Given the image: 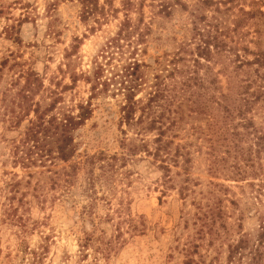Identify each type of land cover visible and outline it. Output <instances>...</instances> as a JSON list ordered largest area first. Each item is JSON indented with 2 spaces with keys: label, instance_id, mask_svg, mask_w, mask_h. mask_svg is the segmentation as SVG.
Listing matches in <instances>:
<instances>
[{
  "label": "rangeland",
  "instance_id": "1",
  "mask_svg": "<svg viewBox=\"0 0 264 264\" xmlns=\"http://www.w3.org/2000/svg\"><path fill=\"white\" fill-rule=\"evenodd\" d=\"M91 1L96 11L83 17L80 0H0V264H29L31 249L41 256L35 264H227L228 245L244 233L254 235L264 214V152L256 157L251 151L245 163L248 151L224 145L227 139L210 128V115L193 108L192 101L201 100L199 82L178 101L165 102L162 95L153 102L168 103L163 116L170 109L175 117L164 138L171 140L169 156L177 162L144 152L120 159L123 142L134 133L120 121L124 99L114 80L90 100V116L72 131L68 160L27 166L15 160L12 140L23 136L35 104L51 101L48 90L61 97L53 113H75L88 100L83 75L96 57L104 75L116 81L126 63H143L136 97L144 100L155 74L177 88L187 75L164 78L173 57H181L175 65L183 69L192 63L197 38L190 13L197 0H181L186 6L172 5L169 14L159 10V0H130V6L127 0ZM125 17L138 30L100 54ZM223 40L252 60L241 48L264 50V21L247 18ZM237 63L233 54L214 55L208 63L216 96L223 92L235 100L237 92L242 97L262 81L255 75L264 73V63ZM204 71L203 63L197 73ZM244 113L264 132V97ZM237 119L235 129L244 132ZM156 133L142 136L151 149ZM248 143L242 138L239 146ZM111 155L119 157L107 164Z\"/></svg>",
  "mask_w": 264,
  "mask_h": 264
},
{
  "label": "trees",
  "instance_id": "2",
  "mask_svg": "<svg viewBox=\"0 0 264 264\" xmlns=\"http://www.w3.org/2000/svg\"><path fill=\"white\" fill-rule=\"evenodd\" d=\"M80 1L83 4V17L92 13L94 9L96 11V3H92L91 0ZM244 3L250 5L251 9L246 10ZM176 4H179L181 7L186 6L181 0H159L158 6L160 11L169 14L170 7ZM130 5V0H127L125 6ZM261 6H264V0H197L195 9L190 13L192 16V29L194 31L192 35L197 38L194 50L190 52L193 56L191 58L192 63L191 65H186L185 69H183L175 65V61L181 59V57H173L169 60L172 63V68L167 70L168 67H166L167 74L165 76L167 77L164 78L169 77L174 81L175 75H182L183 72H187L186 77H182L177 88L176 84L164 82L161 75L155 74V81L149 85L150 88L146 91L147 97L145 100L142 97H136L144 78L139 71L140 66L144 65L143 63L138 61L126 63L120 68L121 73H116L115 76H118V80L116 81L104 75L103 64L96 57L89 74L83 75V79L90 84L88 100L85 103L77 104L75 113L70 109L53 113L52 111L56 108V104L61 97L55 90H48V93L51 94L49 95L51 101L44 107L36 103L33 109L34 117L29 119L23 136L18 140H12L15 160L24 166L35 163L38 160L42 164L47 159H50L51 162L55 158L63 161L68 160L74 151L72 131L90 116L92 112L90 100L99 91H105L111 84L110 80L119 83V87L116 89L121 92L124 99L120 106V121L128 127H132L134 133L133 138H127L123 142L125 151L120 155L121 160H125L127 156L144 152L147 155H152L155 159L159 158L161 162H166V159L177 162L176 155L169 156L170 149L168 148V144L171 143V140L164 138L166 129L175 124V117L170 115L172 112L170 109L167 116H163L164 106L168 103L156 104V102L153 104V102L162 95L165 97L163 99H167L165 102L178 101L184 97L186 88L191 87L196 82H199L202 93L199 92L201 97L200 102L192 101L194 104L193 108H198L199 111L210 115V120L212 121L210 128L212 132H217L220 136H223L221 138L227 139V143L224 144L226 147L229 146V148L231 147L241 154L242 151H248L246 157H244L245 163L252 159L251 151L256 153V157H258L260 152H264V132L254 125L253 121L246 116L244 111L246 106L255 99L264 97V73H256L255 76L262 79V81H256L255 90L247 91L242 97L240 95L241 91L237 92L238 98H235V101L231 100L229 95L223 92H220L219 96L211 92V90L218 89V85L217 79L209 71L210 67L208 63L214 58V55L228 57L233 54L234 59L238 61L237 65L242 66L243 64L250 63H257L259 66L263 65L264 50L253 52L249 51L247 47H242L243 53L249 52L254 55L252 60H248L240 54V49L236 46H227L223 40L224 37H228V33L233 34L236 32L239 22L247 18L259 17L261 21H264V11L261 9ZM234 8H237L236 12H234ZM206 10H210L211 13L208 15ZM230 21L234 26L232 28L228 24ZM137 30L138 26H133L130 19L125 17L120 23L116 34L99 50V52H102L100 54H103V52L110 49L113 45H117L120 39L129 37V35ZM138 34L141 35V33ZM241 36L238 33L237 39H240ZM203 63L205 71L199 76L197 70ZM76 77L77 75H74L71 80L75 81ZM65 86L67 85L63 87ZM239 88H243V86L239 85ZM194 93L193 90L189 94L194 95ZM137 111L139 112L138 115H136ZM235 117L239 118L237 119L239 120L238 123L244 127V132L235 129V124H233L235 123L233 120ZM166 121H168V124H166ZM219 122L223 124L219 125ZM151 130L157 131L151 140V143L154 144L152 149L148 146V140L142 137L147 131ZM247 137L249 143L245 149L239 146V142L242 141V138L246 140ZM212 146L214 147V145ZM33 154L38 156V158L33 157ZM118 157V155L107 157L109 158L107 164L111 160L118 159ZM215 162L216 160L212 161V163ZM238 170L240 169L238 168ZM227 249V264H264V214L259 218L254 235H250L249 233L242 234L234 243H230ZM28 253L32 256L29 264H35L41 259V256L34 249L29 250ZM203 262V260L192 261L189 259L185 261V264H204Z\"/></svg>",
  "mask_w": 264,
  "mask_h": 264
}]
</instances>
